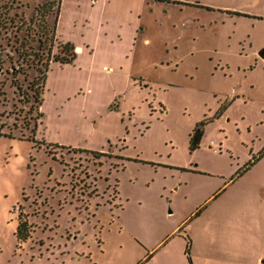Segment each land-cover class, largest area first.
Listing matches in <instances>:
<instances>
[{
	"label": "rangeland",
	"instance_id": "obj_1",
	"mask_svg": "<svg viewBox=\"0 0 264 264\" xmlns=\"http://www.w3.org/2000/svg\"><path fill=\"white\" fill-rule=\"evenodd\" d=\"M47 1L50 53L29 22ZM13 8L22 30L0 31V264H264V0ZM67 43L73 58L54 60ZM48 59L36 101L28 86Z\"/></svg>",
	"mask_w": 264,
	"mask_h": 264
},
{
	"label": "trees",
	"instance_id": "obj_2",
	"mask_svg": "<svg viewBox=\"0 0 264 264\" xmlns=\"http://www.w3.org/2000/svg\"><path fill=\"white\" fill-rule=\"evenodd\" d=\"M16 1H18V0H0V31H2V30H5V31L14 30L17 33V32L22 30V24L18 23V24H14V26H13L12 25V23H14L13 18L9 17V13L12 9H14L13 4ZM50 12L55 15L54 17L57 16L58 8H57L56 3L54 1H47V2H44L40 5H38L36 7V13L31 17V19L29 21V22H36L38 24V26H40V28H41L40 29V34H41L40 36L42 37L44 35L45 40L50 42V47H49L48 53H50L51 47H52L53 43L55 42L54 25H52L51 27H45V21L44 20H45L46 16L48 14H50ZM42 20H43V23H42ZM12 27H15V28L13 29ZM14 37H16V36H14ZM41 37L39 38L40 43H42ZM72 49L73 48L69 43L65 44L64 50L68 56L62 57V58L55 56L54 60H61L62 62L70 61L74 56ZM21 55H22V52L19 53V56H21ZM49 59L44 62L43 68H40L38 66L36 67V70H38L39 72L42 73V76H41L42 84L40 86L37 85V80L34 78V80H32L28 86L29 89H31L32 94L35 96L36 101L39 100V93L42 89V86H43V83L45 80V70H46V67L48 65ZM41 69H43V70H41ZM37 79L39 80L40 78H37ZM16 85L19 88V90H21L22 86L18 82L16 83ZM200 136H201V131L200 130L195 131L194 135L191 137V144H190L191 149H195L198 147ZM56 146H59V145H56ZM60 147H63V146H60ZM77 150H81V149H77ZM82 151H89V150H82ZM93 152L96 154H100V152H96V151H93ZM116 192H117V190H116ZM26 227H27L26 222L20 221L18 228H17V231H16V235L18 238H20L22 235L23 238L26 239V237L28 236V232H26Z\"/></svg>",
	"mask_w": 264,
	"mask_h": 264
},
{
	"label": "water",
	"instance_id": "obj_3",
	"mask_svg": "<svg viewBox=\"0 0 264 264\" xmlns=\"http://www.w3.org/2000/svg\"><path fill=\"white\" fill-rule=\"evenodd\" d=\"M258 54H259V56H260L261 58L264 59V47H262V48L259 50Z\"/></svg>",
	"mask_w": 264,
	"mask_h": 264
},
{
	"label": "flooded vegetation",
	"instance_id": "obj_4",
	"mask_svg": "<svg viewBox=\"0 0 264 264\" xmlns=\"http://www.w3.org/2000/svg\"><path fill=\"white\" fill-rule=\"evenodd\" d=\"M98 171L100 172V169Z\"/></svg>",
	"mask_w": 264,
	"mask_h": 264
}]
</instances>
